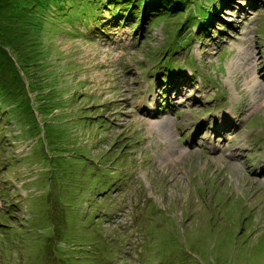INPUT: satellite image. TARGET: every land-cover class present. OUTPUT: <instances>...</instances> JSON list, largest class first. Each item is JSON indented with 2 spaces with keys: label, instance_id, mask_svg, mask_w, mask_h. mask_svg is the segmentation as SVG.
<instances>
[{
  "label": "rangeland",
  "instance_id": "374dc122",
  "mask_svg": "<svg viewBox=\"0 0 264 264\" xmlns=\"http://www.w3.org/2000/svg\"><path fill=\"white\" fill-rule=\"evenodd\" d=\"M84 1L0 0V264H264V0Z\"/></svg>",
  "mask_w": 264,
  "mask_h": 264
},
{
  "label": "trees",
  "instance_id": "16d2710c",
  "mask_svg": "<svg viewBox=\"0 0 264 264\" xmlns=\"http://www.w3.org/2000/svg\"><path fill=\"white\" fill-rule=\"evenodd\" d=\"M129 1L131 4L132 0H129ZM141 1L143 4H145V2L147 1L146 6L157 5L160 11L163 10L165 12H170V11L174 12L180 8H183L182 10H179V12H180V11H184V10L188 9L189 7L191 8V4H194V1H196V0H168V1L167 0H150V1L149 0H138V2H141ZM165 2H167V3H165ZM94 4H95L94 1H92L90 4L89 2H85L84 0H76L74 8L73 9L71 8V10L73 11L79 7H85L86 9L89 10V8H90L91 11H93L95 9V8H92V6H94ZM127 4H128V0L122 1V4L119 6V8H116V10L120 9V11L123 12V14L125 15V13L128 11V9L125 10L123 8H124V6H127ZM119 12L117 13V15L119 14ZM218 12L219 11H217L214 8L212 9V11L207 9V14L204 17H202L201 15H195V17L194 16L191 17L192 20H190V21L187 18H185L183 20V22L180 23V25H179V28H181L184 31V32H182V34L185 33V35H186V37L184 39L192 38L191 36H189V34L187 32H191L188 29H190V27L195 26V25H196L195 27L198 28L197 30H194L195 33L197 31H199L200 34L203 32V34L206 35L208 29L204 26V24L208 23V22H212L215 19H218V15H216V13H218ZM185 25H188V26H185ZM184 28H186V29H184ZM204 35H203V37H204ZM194 38L198 39L197 35ZM158 76H159V74H157L156 77H158ZM162 81H163V79H162ZM1 91H2V89H1ZM8 96L11 97V95H8ZM9 97H8V99H9ZM12 97H14V96H12ZM19 105H21V104H19Z\"/></svg>",
  "mask_w": 264,
  "mask_h": 264
},
{
  "label": "bare ground",
  "instance_id": "6f19581e",
  "mask_svg": "<svg viewBox=\"0 0 264 264\" xmlns=\"http://www.w3.org/2000/svg\"><path fill=\"white\" fill-rule=\"evenodd\" d=\"M262 74H263V76H264V73L263 72H261ZM151 113V112H150ZM147 114V116H152L151 114H153V113H151V114H149L148 112L146 113ZM226 139V138H225ZM230 156V155H229Z\"/></svg>",
  "mask_w": 264,
  "mask_h": 264
},
{
  "label": "clouds",
  "instance_id": "9594fccd",
  "mask_svg": "<svg viewBox=\"0 0 264 264\" xmlns=\"http://www.w3.org/2000/svg\"><path fill=\"white\" fill-rule=\"evenodd\" d=\"M168 75H170V74H168ZM166 79H164L162 82H164ZM160 81V80H159ZM161 82V81H160ZM167 93V92H166Z\"/></svg>",
  "mask_w": 264,
  "mask_h": 264
}]
</instances>
